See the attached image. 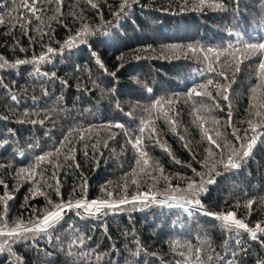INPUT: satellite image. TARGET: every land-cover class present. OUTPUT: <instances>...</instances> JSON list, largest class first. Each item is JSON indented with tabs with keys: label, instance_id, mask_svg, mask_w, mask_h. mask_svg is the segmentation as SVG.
Returning <instances> with one entry per match:
<instances>
[{
	"label": "trees",
	"instance_id": "trees-1",
	"mask_svg": "<svg viewBox=\"0 0 264 264\" xmlns=\"http://www.w3.org/2000/svg\"><path fill=\"white\" fill-rule=\"evenodd\" d=\"M2 2L12 7L11 0ZM93 2L99 4V11L92 9L85 0H64L63 23L52 21L50 29H44L49 34L41 38L40 33L35 31L37 22L34 21L33 31L29 34L34 38L32 42L19 27L10 31L9 24L0 25V56L14 62L18 58L30 59L34 54L39 55L42 50H46L42 45L59 49V45L81 27L80 20L74 15L81 10L85 22L93 29L106 22L113 24L108 28L107 35L97 33L89 37L86 44L54 56L52 63L42 65V70L56 73L59 79L55 81L30 76L32 65L0 71V79L10 86L8 89L0 88V117H8L0 119V164L6 166L0 168V180L8 184L9 189H20L13 192L15 199L9 201L10 220L18 217L27 220L33 208L47 206V198L53 201L60 199L54 190L46 189L47 197L37 196L29 201V207H21L32 185L27 182L18 184L15 173L21 167L33 163L36 155L60 148L61 141L73 129L76 131L72 132L71 141L77 151L75 161L69 163H78L79 168L65 166L59 173L60 193L64 201L81 197L89 201L106 198V194L101 191L105 186L109 191L115 190L116 195H122L126 174L131 177L137 155L125 133L139 135L142 119L155 121L161 145H166L175 158L182 162L175 163L161 145L146 140V150L152 160L162 165L166 174L179 173L184 177H193L192 169L183 166L188 163L197 171H204L198 161H203L208 155L205 149L209 145L199 124L203 122L209 129H214V126L209 121H197L194 108L211 106L212 101L206 96L193 95L189 98L187 93L197 84H207L209 79L213 80L214 85L208 86L207 90L213 95L222 91L220 85L228 81L209 70V62H212L216 72L221 70V66L214 63L215 55L206 53V48L219 46L227 39L225 34L229 28L243 30L251 36L257 35V25L260 17L264 16V0H206L204 6L200 5V0H137L130 15L116 22L113 12L119 8L121 0ZM215 3L222 4L226 10L216 8ZM3 12L4 9H0V14ZM47 15L52 13L48 12ZM173 44L179 47L175 50L167 47ZM190 44L203 46L205 51L190 52L187 47ZM20 47L26 51L21 52ZM92 51L99 55L107 72L96 64ZM205 54L209 61L204 60ZM258 63L259 57L256 56L246 60L241 70L235 73V82L231 84L232 121L240 129L247 127L250 98L253 95L250 90L258 83ZM200 71L204 72L203 76L199 75ZM227 71L231 79L234 67H228ZM112 72L116 75L108 74ZM60 79L67 80L68 86H62ZM77 86L87 90L78 91ZM44 88L48 89L50 97L43 96ZM148 88L153 91L149 93ZM198 91L204 92L205 89ZM10 93L18 96L16 102L9 98ZM34 95L38 98L36 101L32 99ZM61 96L63 99L56 103L57 97ZM168 98L173 99L172 112L178 113L175 116V129L161 116V111L169 108ZM218 99L224 111L211 107L209 112L200 114L218 121L215 127L231 140L232 128L227 126V104L222 98ZM157 100H161L163 109L161 105L152 108ZM54 106L57 111L51 113V119L45 121L44 125L17 122L25 109ZM146 109H151V115ZM109 122H122L125 127L109 129ZM81 132L85 140L79 139ZM111 133L116 134L115 140H108ZM180 135L184 136V141L179 139ZM105 140H108L107 147L103 143ZM97 141L100 143L94 152L91 145ZM29 143H38L39 147L30 149ZM185 143L190 145L191 152L185 148ZM85 151L88 152L87 156ZM193 152L196 154L195 161ZM60 162L65 163L63 155L60 156ZM218 170L224 174L217 178L215 184L209 185L207 193L201 196L204 207L217 213L236 211L250 225L264 221V143L258 145L252 159L241 169L226 173L222 167ZM51 171V167H48V174ZM145 180H141V190H147L151 183H145ZM84 181L86 196L82 190ZM172 182L175 184L178 181ZM129 185L128 192L131 195L137 186L131 185L130 179ZM159 187L163 188L164 183L161 182ZM3 191L0 187V193ZM248 199L255 201L250 216L249 210L244 207ZM124 207L132 210L102 216L99 220L94 217L80 219L75 211L68 213L61 225L51 233V243L48 237H44L39 241V247L52 253L51 264H71L72 261L76 264H93L96 254L103 255L99 264H177V261L180 264H198L195 248L201 246V239L208 241L217 253L224 255V241L228 234L221 230L219 222L212 217L200 214L187 217L182 210L166 206L142 210L133 209L131 205ZM68 225H75L78 230L76 234L91 239H86L85 245L80 248L69 249L68 243L74 234ZM57 236L63 238L62 242L55 239ZM241 239L248 253L238 257L239 264H257L258 259H264V247L260 240L253 241L243 233ZM137 240L143 247L139 253ZM230 247L236 248L234 239ZM15 250L23 257L25 264H45L43 253L38 254L33 247L17 245ZM68 251L73 253L72 257H68ZM228 260H231V256ZM0 264H8L7 254H0ZM224 264H228V261Z\"/></svg>",
	"mask_w": 264,
	"mask_h": 264
},
{
	"label": "snow or ice",
	"instance_id": "snow-or-ice-1",
	"mask_svg": "<svg viewBox=\"0 0 264 264\" xmlns=\"http://www.w3.org/2000/svg\"><path fill=\"white\" fill-rule=\"evenodd\" d=\"M85 2L88 3L92 9H97L99 11L98 3L93 2V0H85ZM11 3L12 7H9L0 0V9H4L3 14H0V25L9 24L10 31H14L16 27H19L24 35H29L30 32L33 31L32 25L35 21L37 22L35 31L39 32L41 38H43V36L49 34L44 31V29H50L52 21L63 23L61 18L64 15V0H11ZM135 3H137V0H121L119 8L113 12L115 21L119 22L121 18L130 15ZM205 4L206 0H200L201 6ZM215 7L224 9V6L220 3H215ZM48 12H51L52 15L48 16ZM74 15L80 20L81 27L77 28L74 34L70 35L68 39L60 44L59 49L42 45V48L46 50H42L39 55L34 54L30 59L18 58L14 62H9L3 56H0V71H10L18 69L19 66L22 65H32L33 69L32 72L29 73L30 76L41 77L48 81L59 79L56 73H48L42 70V65L52 63V57L54 56L63 55L65 51H71L77 46L86 44L88 38L97 33L107 35L108 28L113 26L112 22H106L102 26L93 29L85 22L82 10L79 14ZM261 25H264V16L260 17V23L257 25V35L255 36H251L243 30L229 28L225 34L227 39L223 40L219 46L216 48H206V53H213L215 55L214 63L221 66V70L216 72V68L213 66L212 62H209V70L222 77L225 81H228V83L220 85L222 91L213 95L210 90H207L208 86L214 85L213 80L209 79L207 84H197L189 89L187 93L189 98H192L193 95L206 96L212 101L211 106L200 105V107L194 108L197 121H209L214 126V129H209L204 126L203 122L199 124L202 135L207 139L209 145V147L205 149L208 155L203 161H198L204 171H197L192 167L191 163H188L183 166L192 169L193 177H184L179 173L166 174L162 165H160L158 161L152 160L149 152L146 150V140L161 145L159 133L155 127V121L142 119V127L139 129V135L125 133V135L128 136V143L132 145L137 155L134 160L135 167L132 170L131 177L129 178L128 174H126L125 183L122 186V195H116L115 190L109 191L107 186H105L102 187L101 191L106 194V198H98L89 201L85 197H81L75 200L64 201L60 193L61 181L59 180V173L65 166L69 168L73 166L79 168L78 163H69L70 161H75V152L77 151L71 141L72 132L76 130H70L69 135L61 141L60 148H55L53 151L36 155L33 163L28 167H21L15 173L18 184L27 182L32 185L21 207H29V201L34 200L37 196L47 197L46 189L54 190L56 196L60 198L58 201L47 198V206L42 209L33 208L27 220L23 217L10 220L8 216L9 201L15 199L13 192H18L20 189L19 187L9 189V185L3 180H0V187L4 189V191L0 193V205H2V211H0V254H7L8 264H25L23 257L15 250L17 245L35 248L38 254L41 252L43 253L45 264H51L52 253L39 247V241L44 237H48L49 243H51V233L61 225L68 213L75 211L76 216L80 219L94 217L99 220L102 216H107L109 214H118L126 210L131 211L132 209H126L124 207L126 205H131L133 209L139 208L141 210L153 206H166L168 208L182 210L187 217L200 214L212 217L215 221H218L221 230L228 234L227 239L224 241V255L217 253L208 241L201 239V246L195 248V259L198 264H224L226 260L228 264H239L238 257L246 256L248 253V249L244 247V242L241 239L242 233L247 234L253 241L260 240L262 247H264V239H261L264 237V221H258L254 225H250L247 219L240 218L236 211L229 210L219 213L209 211L204 207L201 200V196L207 193L208 186L215 184L217 178L224 174L218 170L220 167L224 169L225 173L241 169L252 159L258 145L264 143V27H261ZM69 31H71V29H69ZM29 40L32 42L34 38L29 35ZM167 47L171 50H175L179 46L173 44ZM187 47L188 51L193 53L205 51L203 46L196 47L190 44ZM20 51L25 52L26 49L20 47ZM91 55L99 68L107 72L99 55L95 51H92ZM253 56L259 57L257 66L258 83L250 90L253 95L250 98L249 119L246 121L247 127L240 129L235 127L232 121L231 84L235 82V73L241 70V65ZM204 60L209 61L207 54L204 55ZM228 67H234L231 79L228 75ZM117 71H119V69H117ZM108 74L111 76L116 75L115 72ZM199 75L203 76L204 72L200 71ZM93 83H95V81H93ZM60 84L67 87L68 81L60 79ZM0 88L8 89L10 86L5 85L3 80L0 79ZM198 89H205V91L201 92L198 91ZM77 90L86 91L87 89H80V87L77 86ZM147 91L151 93L153 90L148 88ZM50 95L48 89L44 88L43 96L50 97ZM9 98L13 102L18 100V96L15 93H10ZM218 98H222L227 104V126L232 128L231 140L227 139L225 134L218 127H215L218 125V121L209 116L200 114L209 112L211 107L224 111V107L220 104ZM32 99L36 101L38 98L34 95ZM62 99V96L57 97L56 103H59ZM172 103L173 99L168 98L167 104L169 108L166 111L162 110L161 116L173 127V129H175L177 124L175 116H177L178 113L172 112ZM156 105H161L163 109L161 100L154 102L152 108H155ZM117 107L119 108V104H117ZM56 111L57 109L55 106L52 108L42 107L40 109H25L21 113L22 118L17 122L44 125L45 121L51 119V113ZM145 111L149 112V115H151V109H146ZM0 119H8V117L4 116L0 117ZM124 127L125 125L122 122H109L108 125L109 129H123ZM146 129H148V131L145 136ZM9 132L11 133V130H9ZM45 135L47 136L48 133L46 132ZM79 139L85 140V136L82 132L79 134ZM88 139H90V137H88ZM115 139V133H111L108 137V140ZM179 139L184 141L185 138L180 135ZM108 140L103 141L105 147L108 146ZM99 143L100 141H97L96 144L91 145L94 152L98 149ZM161 146L164 148V151L172 156L175 163L182 164L181 161L175 158L166 145ZM184 146L191 152L188 143H185ZM28 147L30 149L38 148L39 144L29 143ZM87 147L88 145L85 144V148ZM64 149H66V151H64ZM20 155L23 156L24 153L21 152ZM61 155L64 157L65 163L63 164L60 162ZM87 155L88 152L85 151V156ZM192 156L195 161L196 154L194 152ZM4 167L6 166L0 164V168ZM48 167L52 169L51 174H48ZM195 177H199V179L197 180ZM144 178H146L144 181L145 183L151 181V183L148 184L147 190H141V180ZM129 179L131 185L137 186V190L131 195H129L128 192L130 186ZM53 180L55 181L54 184L51 183ZM173 180L178 182L173 184ZM161 182L164 183L163 188L159 187ZM83 184L84 187L82 190L86 196V181H84ZM254 204V199H248L246 205H244V207L249 210V216L251 215ZM239 206L238 201L237 207ZM68 229L74 234V238L69 240V249L73 247L80 248L85 245L86 239H91V237L86 238L76 234L78 230L75 228V225H68ZM125 235H127V233H125ZM55 239L60 242L63 240V238L59 236ZM233 239L236 243V248L234 249L230 247ZM205 245H207V247H205ZM136 248L137 253L143 251V247L138 240L136 241ZM189 248H191L190 245ZM115 250V247H113V252H115ZM137 253H133V255ZM67 255L68 257H72L73 253L68 251ZM87 255L90 256L92 253H87ZM181 255L183 256V253H181ZM229 256H231V260H228ZM102 260L103 255L96 254L93 264H99ZM71 264H76V262L72 261ZM177 264H180V262L177 261ZM257 264H264V259H258Z\"/></svg>",
	"mask_w": 264,
	"mask_h": 264
}]
</instances>
